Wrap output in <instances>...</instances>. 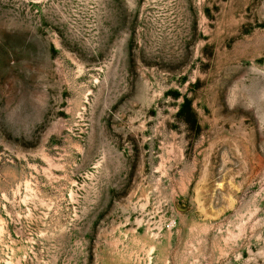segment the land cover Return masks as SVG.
Returning <instances> with one entry per match:
<instances>
[{
	"label": "rangeland",
	"instance_id": "1",
	"mask_svg": "<svg viewBox=\"0 0 264 264\" xmlns=\"http://www.w3.org/2000/svg\"><path fill=\"white\" fill-rule=\"evenodd\" d=\"M0 264H264V0H0Z\"/></svg>",
	"mask_w": 264,
	"mask_h": 264
}]
</instances>
